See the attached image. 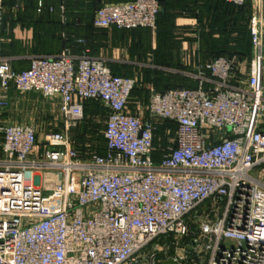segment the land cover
<instances>
[{
	"label": "built area",
	"instance_id": "2783aa9c",
	"mask_svg": "<svg viewBox=\"0 0 264 264\" xmlns=\"http://www.w3.org/2000/svg\"><path fill=\"white\" fill-rule=\"evenodd\" d=\"M3 7L0 0V22ZM43 8L40 0L37 12ZM160 10L158 0L108 3L92 24L155 30ZM249 34L245 76L233 57L219 56L196 65L194 87L151 86L147 106L135 111V79L90 56L84 39H77L80 55L65 46L20 71L0 48V119L11 88L58 97L61 118V130L46 133L41 145L34 123H0V264H142L149 245L146 263L181 264L159 255L185 241L199 257L193 264H264V29L257 14ZM85 100L108 109L104 154L82 156L72 147Z\"/></svg>",
	"mask_w": 264,
	"mask_h": 264
},
{
	"label": "crops",
	"instance_id": "0c3cea01",
	"mask_svg": "<svg viewBox=\"0 0 264 264\" xmlns=\"http://www.w3.org/2000/svg\"><path fill=\"white\" fill-rule=\"evenodd\" d=\"M39 1L4 0L3 18L0 22V45L3 56L9 60L15 71L26 69L34 56L59 54L63 49L60 35L65 29L74 37L86 35L89 42L88 54L102 60L113 73L125 76L122 74L131 72L135 78L140 65L133 59L135 58L133 46L140 41V35L148 30L151 53L149 64H144L148 67L144 75L149 86L159 91L162 90L158 88L168 87L165 89L168 90L191 85L194 82L196 65L211 60L213 57L211 52L218 50L223 41H227L236 33L238 26L245 27L248 32L252 14H257L264 29V0L247 2L241 8L224 0H161L165 7H161L163 12L159 14L173 16V20L171 26L157 22L155 30L116 27L95 29L91 26L97 7L131 0H41L48 7L42 12H37ZM65 17L69 21L67 27L61 23ZM70 48L75 56L83 51V47H78L74 42H70ZM232 57L236 60V55ZM248 58L240 57L246 61H249ZM17 92L11 88L9 99ZM148 92L144 99L134 92L131 93L129 107L132 111L145 109L150 90ZM94 103L108 115L106 106ZM10 108L12 103L9 101V106L0 119L1 124L10 122L8 112L6 113ZM59 122L61 127V118ZM104 152L103 138V154ZM158 156L155 154V158Z\"/></svg>",
	"mask_w": 264,
	"mask_h": 264
},
{
	"label": "rangeland",
	"instance_id": "374dc122",
	"mask_svg": "<svg viewBox=\"0 0 264 264\" xmlns=\"http://www.w3.org/2000/svg\"><path fill=\"white\" fill-rule=\"evenodd\" d=\"M145 31V34L140 35V41H138V43H135L133 46V56L135 57L133 59L135 60V62L139 63V72H141L142 75H140V73L138 72L136 73L134 78L132 74H130L131 72H126L125 74H122L125 76H131L135 79V86L133 91L137 96H141L143 99L147 97L150 88L148 84L149 82L144 75L147 72H145V69L147 70L148 68L144 64H149L150 61V32L148 30ZM242 31V40L240 39V41H237L238 44L235 43L236 40L240 37V35H236V33H234L231 36V39H233V41H227L228 47L239 49L242 46L241 44L247 43L250 48L249 32L246 31L245 27ZM236 61L240 64L242 68V73L240 75L245 76V73H247L248 70V61L242 60L237 56ZM135 71H138L137 68L135 69ZM10 103H12V108L6 111V113L8 112V119L10 122L7 123L19 124L34 122L37 126V141L40 145L44 141L46 133L50 131L61 130L59 122L60 116L58 114V97H44L40 92L35 91L17 92L16 94H14L13 98L10 99ZM83 103L85 112L84 119L79 123L76 128L70 130V136L72 147L77 150L80 155L86 156L90 152L97 151L98 145L101 146L103 137L102 132L105 127L107 114L104 112V110L99 107L98 104L90 100H85L83 101ZM181 245L185 247H178L177 249L169 248L166 251L165 255L163 254L164 252H161V254L159 255V259H162L164 256L174 255L178 258H182V261L179 259L181 264H193L194 261L199 260V257L195 252L190 253L189 250H187V241H185ZM152 247V245H149L141 253L142 259H144L142 260V264H148L146 263L148 261L147 254L150 252ZM202 259L203 258H201L200 256V260Z\"/></svg>",
	"mask_w": 264,
	"mask_h": 264
},
{
	"label": "trees",
	"instance_id": "16d2710c",
	"mask_svg": "<svg viewBox=\"0 0 264 264\" xmlns=\"http://www.w3.org/2000/svg\"><path fill=\"white\" fill-rule=\"evenodd\" d=\"M225 1V0H224ZM158 2H159V4H160V7H165V6H163L162 5V3H161V0H158ZM236 6V5H235ZM243 6H245V4L244 5H242V6H236V7H238V8H241V7H243ZM48 6H46V5H44V8L43 9H46ZM100 7V6H99ZM99 7H97L96 8V10L99 8ZM95 10V11H96ZM95 13V12H94ZM160 15V19H158L157 18V22H159V23H161L162 25H164V26H171L172 25V20H173V16H167V15H165V14H159ZM158 15V16H159ZM94 16V15H93ZM92 20H93V17H92ZM92 20H91V26L93 27V28H95L94 26H93V24H92ZM160 20V21H159ZM68 19L65 17V19L64 20H61V23H62V25L64 26V27H67V24H68ZM158 24V23H157ZM243 28L244 27H237V32H236V35H240V37L236 40V42L235 43H237V41H240V39L242 40V36H243ZM95 29H99V28H95ZM241 29V30H240ZM63 32L61 33V35H62V37H61V35H60V41H62L61 43V45H62V47L64 48L65 46H70V42H74L78 47H80V48H82L83 46L81 45V44H79L78 42H77V39H84L85 41H86V43H87V46L89 45V42H88V38H87V36L85 35V36H83V37H74V35H72L71 33L69 34L68 33V30H62ZM248 32H249V29H248ZM64 33V34H63ZM250 35V34H249ZM229 37V36H228ZM227 37V38H228ZM227 41H233V39H231V37H229V39H227ZM227 41H223L221 44H220V46H219V49L218 50H215L214 52H211L212 53V59H214V58H217V57H219V56H227V57H232L233 55H236L237 57H247V56H250V48H249V45L246 43V44H241V42H240V44L242 45L241 46V48H237V49H234V48H231V47H228V43H227ZM250 41V40H249ZM238 44V43H237ZM0 48H1V45H0ZM1 52H2V48H1ZM3 53V52H2ZM233 54V55H232ZM58 55V54H57ZM56 56V55H55ZM211 59V60H212ZM194 83V84H193ZM191 85H188V86H185V87H193V86H195L196 84H195V82H193ZM171 87H173V86H171ZM158 88V87H157ZM168 87H166V88H158V89H160V90H162V91H164L165 89H167ZM170 88V87H169ZM134 90V89H133ZM134 91H132V93H133ZM160 128H163V126H160ZM82 136V135H81ZM97 153L98 154H103V137H102V144H101V146H97Z\"/></svg>",
	"mask_w": 264,
	"mask_h": 264
},
{
	"label": "water",
	"instance_id": "95a60500",
	"mask_svg": "<svg viewBox=\"0 0 264 264\" xmlns=\"http://www.w3.org/2000/svg\"><path fill=\"white\" fill-rule=\"evenodd\" d=\"M160 12H163V10L161 9ZM161 264H178V263L175 260L169 259V260L162 261Z\"/></svg>",
	"mask_w": 264,
	"mask_h": 264
}]
</instances>
